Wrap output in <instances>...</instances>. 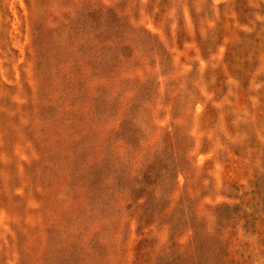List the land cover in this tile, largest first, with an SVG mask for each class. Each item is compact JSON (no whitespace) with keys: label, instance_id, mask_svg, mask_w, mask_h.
Returning <instances> with one entry per match:
<instances>
[{"label":"rangeland","instance_id":"rangeland-1","mask_svg":"<svg viewBox=\"0 0 264 264\" xmlns=\"http://www.w3.org/2000/svg\"><path fill=\"white\" fill-rule=\"evenodd\" d=\"M0 264H264V0H0Z\"/></svg>","mask_w":264,"mask_h":264}]
</instances>
